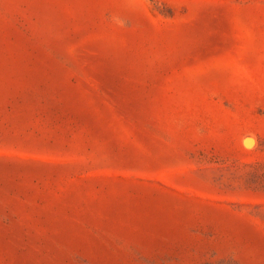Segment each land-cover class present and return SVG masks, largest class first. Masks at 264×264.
Wrapping results in <instances>:
<instances>
[{
    "label": "rangeland",
    "instance_id": "rangeland-1",
    "mask_svg": "<svg viewBox=\"0 0 264 264\" xmlns=\"http://www.w3.org/2000/svg\"><path fill=\"white\" fill-rule=\"evenodd\" d=\"M0 264H264V0H0Z\"/></svg>",
    "mask_w": 264,
    "mask_h": 264
},
{
    "label": "bare ground",
    "instance_id": "bare-ground-1",
    "mask_svg": "<svg viewBox=\"0 0 264 264\" xmlns=\"http://www.w3.org/2000/svg\"><path fill=\"white\" fill-rule=\"evenodd\" d=\"M249 140V139H248ZM246 142V141H245Z\"/></svg>",
    "mask_w": 264,
    "mask_h": 264
}]
</instances>
